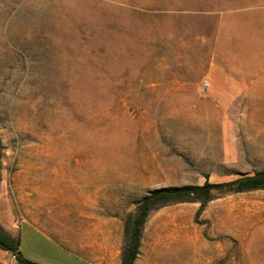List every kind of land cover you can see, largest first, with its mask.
<instances>
[{
    "label": "rangeland",
    "instance_id": "obj_1",
    "mask_svg": "<svg viewBox=\"0 0 264 264\" xmlns=\"http://www.w3.org/2000/svg\"><path fill=\"white\" fill-rule=\"evenodd\" d=\"M0 163L11 239L28 181L72 252L86 212L117 215L122 263L151 190L264 170V0H0ZM20 250L83 264L27 227ZM0 264L20 263L0 248ZM135 264H264V190L153 210Z\"/></svg>",
    "mask_w": 264,
    "mask_h": 264
},
{
    "label": "crops",
    "instance_id": "obj_2",
    "mask_svg": "<svg viewBox=\"0 0 264 264\" xmlns=\"http://www.w3.org/2000/svg\"><path fill=\"white\" fill-rule=\"evenodd\" d=\"M211 82V81H210ZM224 89H233L234 83L225 79ZM211 87V84L209 85ZM29 186L28 181L17 183L15 196L18 238L27 227L33 232L42 233L62 247L68 256L77 257L83 264H121V243L124 238V226L120 218L111 211L86 212L85 221L81 223V236L87 242L81 245L79 253L72 252L60 244L52 236L49 212L34 211L39 202L30 198L27 193L20 192L19 188ZM91 208L99 207V203H92ZM12 209L9 211L11 212ZM13 212V211H12ZM70 254V255H69Z\"/></svg>",
    "mask_w": 264,
    "mask_h": 264
},
{
    "label": "trees",
    "instance_id": "obj_3",
    "mask_svg": "<svg viewBox=\"0 0 264 264\" xmlns=\"http://www.w3.org/2000/svg\"><path fill=\"white\" fill-rule=\"evenodd\" d=\"M1 172V163H0ZM264 190V170L245 173L236 179L224 183H209L196 186L162 187L151 190L139 203L137 214L125 224V234L128 239L122 252L121 264H135L141 244L142 230L149 214L159 208L177 202L201 200L202 205L212 200L214 192L223 194L244 193ZM0 242L13 251L20 264H37L23 257L20 250V240L11 239L0 229Z\"/></svg>",
    "mask_w": 264,
    "mask_h": 264
},
{
    "label": "water",
    "instance_id": "obj_4",
    "mask_svg": "<svg viewBox=\"0 0 264 264\" xmlns=\"http://www.w3.org/2000/svg\"><path fill=\"white\" fill-rule=\"evenodd\" d=\"M0 247L7 249V247L4 244H2L1 242H0Z\"/></svg>",
    "mask_w": 264,
    "mask_h": 264
}]
</instances>
